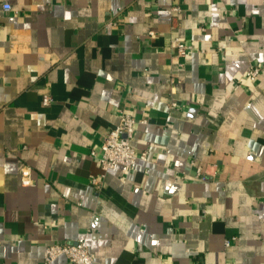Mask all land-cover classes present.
Returning <instances> with one entry per match:
<instances>
[{"label": "crops", "instance_id": "0c3cea01", "mask_svg": "<svg viewBox=\"0 0 264 264\" xmlns=\"http://www.w3.org/2000/svg\"><path fill=\"white\" fill-rule=\"evenodd\" d=\"M122 109L148 158L104 171ZM80 238L91 264H264V0H0V264Z\"/></svg>", "mask_w": 264, "mask_h": 264}, {"label": "built area", "instance_id": "2783aa9c", "mask_svg": "<svg viewBox=\"0 0 264 264\" xmlns=\"http://www.w3.org/2000/svg\"><path fill=\"white\" fill-rule=\"evenodd\" d=\"M2 7L6 10L10 9V5L4 2ZM179 11V6L171 5L170 12ZM177 48L180 55H184L189 46L176 39ZM259 73L258 66H251L245 73L246 78L254 81ZM50 102V97L44 95L42 103L47 105ZM176 106L175 101L170 102V107ZM137 122L144 123V119L137 120L133 114L125 109L118 113V123L110 128L102 141L99 152L91 151V155L95 156L99 161L101 168L104 171L120 167L123 172H127L136 162L141 159L146 161L148 156L146 151H136L130 144V139L134 132V127ZM21 182L28 185L32 182L30 169L22 167L20 170ZM202 180H206L205 176H201ZM227 243V242H226ZM64 256L73 264H91L93 258L83 239H77L74 242H58L50 244L45 248L44 261L50 263L58 257Z\"/></svg>", "mask_w": 264, "mask_h": 264}]
</instances>
